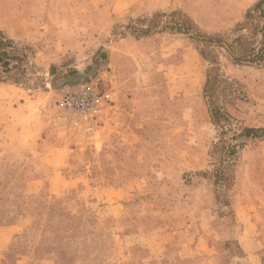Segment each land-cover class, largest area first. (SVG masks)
Returning <instances> with one entry per match:
<instances>
[{
	"label": "rangeland",
	"instance_id": "rangeland-1",
	"mask_svg": "<svg viewBox=\"0 0 264 264\" xmlns=\"http://www.w3.org/2000/svg\"><path fill=\"white\" fill-rule=\"evenodd\" d=\"M260 1L188 2L204 30L179 0H0L27 56L0 82V264H264V138L233 140L264 131V61L229 48ZM126 37L157 49L123 82ZM90 88L97 113L64 107Z\"/></svg>",
	"mask_w": 264,
	"mask_h": 264
},
{
	"label": "trees",
	"instance_id": "trees-1",
	"mask_svg": "<svg viewBox=\"0 0 264 264\" xmlns=\"http://www.w3.org/2000/svg\"><path fill=\"white\" fill-rule=\"evenodd\" d=\"M258 19V21H257ZM262 21V23L260 21ZM190 26V24H188ZM191 27V26H190ZM238 30L242 31L246 28L250 29L252 32L253 41L249 42L250 39L247 38H238L229 46L233 55H237L234 59L237 63H254L256 61H264V46L261 49V53L256 51L255 45L257 44V35L261 34L264 39V0L257 3L253 8H251L245 15L244 22L238 24ZM193 29V28H190ZM189 29V30H190ZM188 30V32H189ZM199 38H204V36H198ZM209 44H217L213 38H207ZM19 48L15 43L9 40L1 31H0V82L4 81L6 76L12 73L14 70L22 69V62H24L26 55H18ZM240 55V56H239ZM248 57V58H247ZM212 118L214 124L219 126L221 121H228V117L215 109L212 110ZM224 135V134H223ZM241 139H261L264 138V131L254 130V129H245L241 135L236 136L233 140L235 142ZM223 142H220V144ZM236 146L230 145L228 150L225 151L224 156L227 161L233 159L236 155Z\"/></svg>",
	"mask_w": 264,
	"mask_h": 264
},
{
	"label": "crops",
	"instance_id": "crops-1",
	"mask_svg": "<svg viewBox=\"0 0 264 264\" xmlns=\"http://www.w3.org/2000/svg\"><path fill=\"white\" fill-rule=\"evenodd\" d=\"M195 0H179V2L181 3L184 11L190 15V17L204 30H208L210 28H212V21H211V16L208 12V8L204 7V8H200L201 9H196V10H191L189 5L186 6V4L188 2H194ZM135 4V3H134ZM139 5L136 4L135 6H133V9L132 11H136V12H139L141 11V9L138 7ZM154 42V43H152ZM116 45L118 47H128L125 51L127 52V57L123 58V61H122V70H120V74H121V77L119 78L121 81L124 82V80H126V78H129V76H133V73H134V60L133 58H128V57H131V56H134L133 54V50H130V46H133V47H140L141 50H143V47L145 48H148V49H145V52L146 54H149L150 53V49L149 47H154V49L156 50L157 49V45L155 44V41L153 40V37H147L143 40H136L135 38L133 37H126L124 39H121L119 41H116ZM149 51V52H148ZM130 66V67H129ZM113 95V98L115 100V96L114 94L112 93ZM116 103V101H115ZM39 145H42V142L41 144ZM31 146V144H28V147Z\"/></svg>",
	"mask_w": 264,
	"mask_h": 264
},
{
	"label": "built area",
	"instance_id": "built-area-1",
	"mask_svg": "<svg viewBox=\"0 0 264 264\" xmlns=\"http://www.w3.org/2000/svg\"><path fill=\"white\" fill-rule=\"evenodd\" d=\"M87 97L80 95H71L63 103L66 109H72L82 114H95L98 112L97 104L101 100L107 99L106 95L101 94L97 89H88Z\"/></svg>",
	"mask_w": 264,
	"mask_h": 264
}]
</instances>
